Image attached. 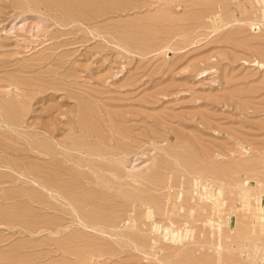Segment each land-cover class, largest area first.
Returning a JSON list of instances; mask_svg holds the SVG:
<instances>
[{"label": "rangeland", "instance_id": "rangeland-1", "mask_svg": "<svg viewBox=\"0 0 264 264\" xmlns=\"http://www.w3.org/2000/svg\"><path fill=\"white\" fill-rule=\"evenodd\" d=\"M0 264H264V0H0Z\"/></svg>", "mask_w": 264, "mask_h": 264}]
</instances>
